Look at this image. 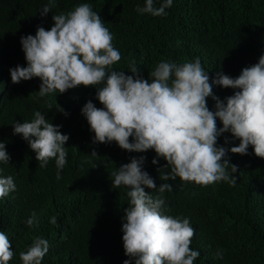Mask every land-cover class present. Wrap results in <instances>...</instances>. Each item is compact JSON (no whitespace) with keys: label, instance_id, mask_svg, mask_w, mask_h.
<instances>
[{"label":"trees","instance_id":"trees-1","mask_svg":"<svg viewBox=\"0 0 264 264\" xmlns=\"http://www.w3.org/2000/svg\"><path fill=\"white\" fill-rule=\"evenodd\" d=\"M162 2L154 0V6ZM48 3L0 0V142L6 143L10 156L8 164L0 162V175L11 176L16 185L15 192L0 199V231L8 236L14 252L9 264H23L19 253L37 236L49 242L42 264H124L130 259L122 239L129 189L113 188L111 173L141 156L146 158L143 171L157 188L162 183L173 188L163 193L166 214L188 218L195 229L190 248L200 255L194 264H264V159L251 146L247 155L232 154L230 148L240 141L230 133L218 138V146L229 149L227 158L238 167L235 174L228 168L237 178L235 186L223 181L200 186L180 178L162 181L158 168L167 162L157 158L154 150L130 153L115 142L93 143L95 134L82 108L89 101L103 108L96 87L80 86L42 97L39 78L14 84L10 76V69L27 66L22 37L34 36L41 26L50 30L53 15L88 3L113 35V46L122 57L109 70L133 75L130 70L135 66L151 82L149 72L162 60L180 64L199 58L210 80L220 71L236 78L264 55V0H173L167 15L160 17L136 11L145 0H55V7L43 16ZM235 91L213 86L221 100ZM207 104L215 111L211 97ZM35 111L62 126V134L69 136L67 162L59 180L55 159L39 167L28 142L14 135L13 125L30 122ZM217 125L223 126L219 120ZM93 151L98 156H92ZM153 159L158 164L153 165ZM145 191L160 195L158 190ZM33 212L39 223L28 227ZM53 216L56 225L50 223Z\"/></svg>","mask_w":264,"mask_h":264},{"label":"clouds","instance_id":"clouds-1","mask_svg":"<svg viewBox=\"0 0 264 264\" xmlns=\"http://www.w3.org/2000/svg\"><path fill=\"white\" fill-rule=\"evenodd\" d=\"M172 4L173 0H163L155 7L154 0H145V5L136 11L160 17L167 15L165 10ZM53 7L55 0H49L42 15L47 16ZM52 19L50 30L41 26L34 36L21 38L27 66L10 69L11 80L19 84L39 78L42 97L57 91L64 94L80 86L96 87L103 108L91 101L82 108L95 134L93 143L115 142L130 153L154 150L157 158L167 162L158 168L162 181L180 178L200 186L221 181L230 186L237 183L236 176L228 172L229 166L232 174L238 172L227 158L229 149L218 146V138L225 133L240 141L230 148L232 154L247 155L251 146L255 155L264 159V55L236 78L220 71L211 80L199 58L180 64L162 60L149 72V82L135 66L130 70L133 75L109 70L122 57L113 46V35L90 4H80ZM214 85L236 91L221 100L213 92ZM209 97L215 102V111L208 107ZM57 110L68 115L63 108ZM217 120L222 127H218ZM61 127L49 122L40 111H35L30 122L13 125L14 135L22 136L36 153L39 167L45 168L50 159H55L58 180L67 162L65 144L69 140ZM91 155L98 156L96 151ZM145 160L144 156L133 157L111 173L113 188L129 189L122 239L130 259L124 264H194L200 255L190 248L195 229L188 218L166 214L169 209L163 193L173 188L169 183L157 188L155 180L143 171ZM9 161L6 143L0 142V162ZM152 164H158V159H153ZM145 188L158 190L160 195L153 196ZM15 191L13 178L0 175V199ZM38 223L33 212L27 226ZM50 223L57 224L55 216ZM48 251L49 242L37 236L26 251L19 253V258L23 264H42ZM13 257L12 244L0 231V264H9Z\"/></svg>","mask_w":264,"mask_h":264}]
</instances>
